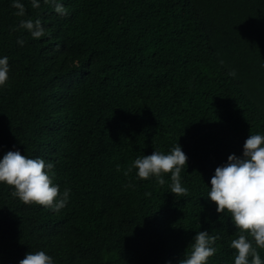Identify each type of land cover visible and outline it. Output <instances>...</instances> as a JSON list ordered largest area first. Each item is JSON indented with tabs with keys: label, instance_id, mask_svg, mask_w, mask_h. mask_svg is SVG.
Masks as SVG:
<instances>
[{
	"label": "trees",
	"instance_id": "16d2710c",
	"mask_svg": "<svg viewBox=\"0 0 264 264\" xmlns=\"http://www.w3.org/2000/svg\"><path fill=\"white\" fill-rule=\"evenodd\" d=\"M19 2L23 17L0 0V158L51 162L70 192L57 212L0 183V264L36 251L54 264H179L205 230L220 237L207 264H234L238 229L208 192L215 169L264 135V0H57L66 15ZM178 144L188 195L171 193L170 173L160 185L128 171Z\"/></svg>",
	"mask_w": 264,
	"mask_h": 264
},
{
	"label": "clouds",
	"instance_id": "9594fccd",
	"mask_svg": "<svg viewBox=\"0 0 264 264\" xmlns=\"http://www.w3.org/2000/svg\"><path fill=\"white\" fill-rule=\"evenodd\" d=\"M51 2L58 14L66 15L67 9L57 0ZM33 8H39L38 0H31ZM12 7L19 17L25 16L26 9L19 0H13ZM20 29H26L33 38L45 35L40 20L23 19ZM18 30V29H14ZM23 45V40H18ZM8 58H0V86L9 79ZM231 75H235L233 70ZM188 157L180 144L174 146L169 154L153 151L151 155L137 157L131 168L138 169L137 176L147 180L157 178L160 185L166 181L162 174H171V193L175 196L188 195V189L181 184V171L187 165ZM54 164L42 158H29L19 150L8 151L0 158V183L14 189L12 195L24 204H36L60 211L68 202L69 189L60 193L59 185L53 183ZM127 175V172L125 173ZM208 199L216 205L218 214L229 213L231 221L238 229L237 238L230 242L235 250L234 264H262L257 249H264V135L250 134L243 145L241 157L231 154L227 162L215 169L210 180ZM220 239L199 231L191 243V251L179 264H207L216 253L214 247ZM19 264H54L53 258L45 251L28 252Z\"/></svg>",
	"mask_w": 264,
	"mask_h": 264
}]
</instances>
